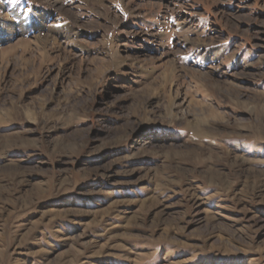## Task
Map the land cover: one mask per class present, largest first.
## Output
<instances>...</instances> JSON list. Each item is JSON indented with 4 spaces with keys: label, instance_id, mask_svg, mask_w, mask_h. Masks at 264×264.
Instances as JSON below:
<instances>
[{
    "label": "rangeland",
    "instance_id": "rangeland-1",
    "mask_svg": "<svg viewBox=\"0 0 264 264\" xmlns=\"http://www.w3.org/2000/svg\"><path fill=\"white\" fill-rule=\"evenodd\" d=\"M53 1L0 0V264H264V0Z\"/></svg>",
    "mask_w": 264,
    "mask_h": 264
},
{
    "label": "bare ground",
    "instance_id": "bare-ground-1",
    "mask_svg": "<svg viewBox=\"0 0 264 264\" xmlns=\"http://www.w3.org/2000/svg\"><path fill=\"white\" fill-rule=\"evenodd\" d=\"M53 4H54V6L57 7V8H62V6H61V2H60L59 0H54V1H53ZM62 11H63V9H62ZM185 29H186V28H185ZM49 36H50V35H49ZM37 38H38V37H37ZM50 39L53 40L54 38H52V37H51V38L47 37V38L43 41L44 44L47 45V44L50 42ZM55 39H56V38H55ZM55 39H54V40H55ZM52 42H54V41H52ZM55 42H56V41H55ZM55 42H54V43H55ZM58 43H59V42H58ZM200 43H201V42H200ZM182 68H183V67H182Z\"/></svg>",
    "mask_w": 264,
    "mask_h": 264
}]
</instances>
